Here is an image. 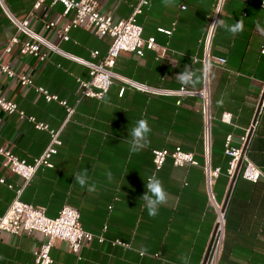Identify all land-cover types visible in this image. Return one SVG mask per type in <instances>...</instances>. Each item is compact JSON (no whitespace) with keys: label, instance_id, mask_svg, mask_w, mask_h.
<instances>
[{"label":"crops","instance_id":"obj_1","mask_svg":"<svg viewBox=\"0 0 264 264\" xmlns=\"http://www.w3.org/2000/svg\"><path fill=\"white\" fill-rule=\"evenodd\" d=\"M3 0L0 2V65L8 63L16 74L27 75L38 87L58 95L74 109L57 101H47L35 87L23 86L18 77H9L0 69V97L18 104L36 123L18 114L0 110V147L28 163L40 157L59 133L61 144L51 157V167L42 166L24 187L21 199L45 208L50 217L58 215L66 205L80 212L82 227L107 241L95 238L79 253L70 250L65 241H56L52 264H202L216 226L217 212L210 200L206 166L222 172L213 180L211 191L215 202L223 205L231 179L225 174L229 158L224 154L225 141L240 146L254 124L259 99L264 92V8L262 0H223L218 19L228 24L243 22V31L232 36L216 26L210 55L226 59L225 65L213 63L209 68L212 138L209 162L203 141L201 99L192 96L148 94L114 80L102 99L82 97L79 79L89 80V68L72 58L42 46L47 60L20 53L18 43L6 47L14 37L26 36L11 22L6 10L60 50L86 60L98 62L112 41L101 37L93 28H71L69 40L58 31L74 16L63 14L64 7L53 0ZM103 14L116 19L128 18L141 0H97ZM218 0H173L165 7L162 0H151L150 6L137 16L145 39L155 38L165 47V56L146 50L144 56L122 53L113 71L126 78L159 88L179 90L176 78L185 65L200 77L205 37ZM186 6V8H182ZM51 22L54 27H48ZM159 28L171 30L170 34ZM92 52L97 57H92ZM198 59V61H196ZM223 103H218V101ZM232 114V122L222 120ZM146 118L151 132L148 144L130 154L129 132L140 118ZM181 146L194 154L198 165L177 167L168 158L157 170L153 150ZM250 159L264 173V107L247 147ZM87 169L88 183L95 192L75 182V174ZM111 173L109 180L107 173ZM155 175L167 192V202L160 205L158 215L150 217L141 199L148 177ZM4 179L5 182L1 180ZM11 185V187L9 186ZM23 186V179L6 168L0 158V218L6 213ZM106 228V229H105ZM121 240L128 247L112 245ZM46 241L39 232L9 235L0 233V264H34V250ZM143 252V254H141ZM218 264H264V179L253 183L238 177L225 211V240Z\"/></svg>","mask_w":264,"mask_h":264},{"label":"built area","instance_id":"obj_2","mask_svg":"<svg viewBox=\"0 0 264 264\" xmlns=\"http://www.w3.org/2000/svg\"><path fill=\"white\" fill-rule=\"evenodd\" d=\"M42 1L44 0H40L38 5ZM0 2L3 5V0H0ZM150 2L151 0H148V3H144V0H141L134 7L133 13L130 17L116 19L112 15L103 14L99 10V3L97 0H53V3H61L63 5L64 15L67 16L72 11L75 13L73 18L58 31V35L61 39L69 40V30L73 27L77 28L81 26L85 28H93L96 35L112 39L106 56L98 62L76 57L60 50L43 36L36 33L30 27L27 19L20 20L7 10V16L17 27L18 31L26 36V39L20 41L19 38L14 37L6 47V51L10 52L11 45L18 43L20 45L21 54L32 55L37 57L40 61H46L47 52L42 51V46H45L50 50H56L57 52L87 66L89 68L90 79L78 80L79 91L82 97L102 99L109 92L114 80L118 79L124 84L120 90V94H123L126 87L129 86L152 95H180L200 98L203 117L205 156L209 162L213 119L211 112V94L209 89V68L213 63L220 65H225L226 63L225 58L213 57L210 55V44L216 29V26H213L212 23L219 17L223 0H218L216 10L211 16L209 28L205 37V52L201 59L203 67L202 87L199 89H191L182 86L179 90L150 86L126 78L113 71L119 56L124 52L144 56L146 50H152L156 51L158 57L165 56L167 49L159 46L153 37L145 39L143 37V26L137 20V16L143 13L144 7L149 5ZM261 6L264 8V0H262ZM182 8L185 9L186 6H182ZM47 26L54 27L55 23L51 22ZM159 31L167 34L171 33V30L165 28H159ZM262 53H264V50H262ZM92 57L96 58L97 53L92 52ZM196 61H198V59H196ZM0 69L9 77H18L23 86L35 87L38 92L44 95L47 101H57L65 106L67 108L68 116L73 113L74 109L68 106L65 100H61L58 95L51 94L43 87L36 86L31 77L16 74L8 63L1 64ZM263 107L264 92L259 99L257 107L259 115ZM0 110L7 114H18L21 119H28L29 121L36 123L34 117H28L26 113L19 108L16 102L5 97H0ZM222 120L226 123H231L232 114L228 112L224 113ZM255 125L256 123L252 125L249 132L252 128L254 130ZM36 127L46 129L48 126L43 123H36ZM249 132L246 136L242 137V144L240 146H234L232 144V135L226 137L224 154L229 158L226 173L228 177L232 179L238 171V175L243 179L257 183L261 179H264V173L260 167L250 159L247 153ZM60 144L61 140L59 139V133L52 131L51 143L43 154L36 158L33 163H28L25 159H21L13 154L10 150L0 147V158L3 159L4 166L23 179V186L17 190L16 198L13 200L6 213L0 218V233L20 235L23 233L30 234L33 232H39L43 234L46 241L43 242L38 249L34 250V264H52L53 259L51 256V250L58 240L67 242L70 250L74 253H79L84 245L90 243L95 238L101 243L107 241L102 235L96 236L92 232L86 231L81 225V215L79 210L72 206L66 205L59 211L57 216L50 217L47 215L45 208L34 206L21 199L24 187L31 181L38 169L42 166H52L51 157L57 153V146ZM152 153L153 161L157 170L162 168L168 158H171L173 164L177 167H184L188 164H199L194 154L185 151L181 146H176L173 149H155ZM205 168L210 187V200L215 206L217 221L202 264H218L225 240V212L222 210V205L215 202V197L211 191V185L213 180L219 176L220 168L213 170L209 164ZM1 181L5 182L4 179ZM9 186L11 187V185ZM221 218L223 219V222H221ZM109 242L114 246H129V244L118 239L109 240Z\"/></svg>","mask_w":264,"mask_h":264},{"label":"clouds","instance_id":"obj_3","mask_svg":"<svg viewBox=\"0 0 264 264\" xmlns=\"http://www.w3.org/2000/svg\"><path fill=\"white\" fill-rule=\"evenodd\" d=\"M144 3H148V0H144ZM165 7L171 6L173 0H162ZM150 6V5H149ZM213 26H219L232 36L237 35L243 31V22L238 20L233 24H228L224 19H217L213 23ZM177 80L184 86H195L200 82V77L191 68V66L185 65L183 71L177 74ZM223 103V101H218ZM151 132V128L146 118H140L136 124L131 128L129 135V151L130 154L138 153L148 144V134ZM75 182L78 183L81 188H86L88 192H95V183H88V171L84 169L81 172L76 173ZM109 180H111V173H107ZM167 192L163 186L162 181L155 175L148 177L146 182V192L142 195L141 199L144 201V206L147 209L150 217L158 215L159 207L167 202ZM143 254V252H141ZM184 264H189V257L184 255L181 257Z\"/></svg>","mask_w":264,"mask_h":264},{"label":"water","instance_id":"obj_4","mask_svg":"<svg viewBox=\"0 0 264 264\" xmlns=\"http://www.w3.org/2000/svg\"><path fill=\"white\" fill-rule=\"evenodd\" d=\"M258 119H259V110L257 111L256 117H255V119H254V124L257 123ZM253 131H254V130H253V128H252V129L250 130V132H249V135H248V143H249V141H250V139H251V137H252ZM238 177H239V175H238V171H237L236 174L232 177V179H231V181H230V185H229V188H228V192H227V195H226L225 201H224V203H223V205H222V210H223L224 212L226 211V207H227V205H228V203H229V200H230V197H231V193H232V191H233V189H234V186H235V184H236V182H237Z\"/></svg>","mask_w":264,"mask_h":264},{"label":"trees","instance_id":"obj_5","mask_svg":"<svg viewBox=\"0 0 264 264\" xmlns=\"http://www.w3.org/2000/svg\"><path fill=\"white\" fill-rule=\"evenodd\" d=\"M228 162H229V160H228ZM227 167H228V164H227ZM226 170H227V168L225 169V174L227 175V173H226ZM222 172V169L220 168V173ZM228 176V175H227Z\"/></svg>","mask_w":264,"mask_h":264},{"label":"bare ground","instance_id":"obj_6","mask_svg":"<svg viewBox=\"0 0 264 264\" xmlns=\"http://www.w3.org/2000/svg\"><path fill=\"white\" fill-rule=\"evenodd\" d=\"M221 222H223V219L221 218Z\"/></svg>","mask_w":264,"mask_h":264}]
</instances>
